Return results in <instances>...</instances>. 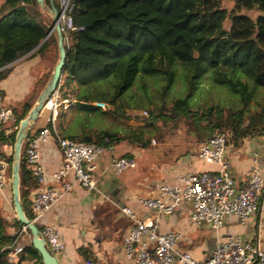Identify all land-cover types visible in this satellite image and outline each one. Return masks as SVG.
Masks as SVG:
<instances>
[{"label": "trees", "instance_id": "1", "mask_svg": "<svg viewBox=\"0 0 264 264\" xmlns=\"http://www.w3.org/2000/svg\"><path fill=\"white\" fill-rule=\"evenodd\" d=\"M222 1L71 0L77 30L68 33V42L63 40L66 61L55 119L59 135L107 148L125 141L135 149L146 150L150 139L142 128L125 134L102 129L96 134L77 135L71 127L91 120L98 110L100 116L107 115L93 103L116 107L117 100L139 79L152 77L163 82L164 95L179 77L186 82V94L169 107L162 104L158 113L151 112L152 123L189 122L196 131L202 130L200 140L225 134L228 143L237 145L243 139L264 136V0H232L231 27ZM51 6L52 0H43V6L37 0H5L0 5V82L9 75V65L26 55H41L51 44L59 54L54 32L42 42L52 27L48 15ZM253 9L259 13L255 20L238 14ZM227 21L229 30L223 29ZM202 78L236 96L239 106L224 108L218 104L194 110L190 100ZM112 81V91H97L99 83ZM37 97V90H33L13 107L16 125L28 116ZM32 128L22 144L19 163V198L28 220L33 218L31 195L40 188L26 161L29 141L41 130L33 133ZM0 138L14 144L15 133L9 138L1 134ZM0 156L9 162L10 182L13 156L1 149ZM8 191L11 194L10 184ZM22 227L15 213L4 216L0 209V264H22L24 259L41 264L30 243L20 262L7 261L17 236L12 232Z\"/></svg>", "mask_w": 264, "mask_h": 264}, {"label": "crops", "instance_id": "2", "mask_svg": "<svg viewBox=\"0 0 264 264\" xmlns=\"http://www.w3.org/2000/svg\"><path fill=\"white\" fill-rule=\"evenodd\" d=\"M48 15L51 17L50 12ZM55 36L58 46V37ZM26 56L11 63L9 75L0 82V95L4 104L11 109L31 91L38 90L48 74L52 75L59 54L51 44L41 55ZM45 86L40 89L38 97ZM44 111L46 109L39 113L31 132L46 127L49 116H44ZM202 142L198 140L189 146L186 142L153 141L146 150H140L123 141L99 156L93 173L99 193L74 185L43 218L42 222L55 225L59 230L63 244L62 251L56 254L59 264H135L125 255L123 238L129 233L132 222L121 208L129 207L139 219H150L156 214L155 211L142 207L138 198L156 197L161 185L175 184L181 174L217 171V165L198 158L197 152ZM117 157L134 158L136 165L117 174L109 167L111 159ZM41 158L49 174L59 170L63 164V155L53 141L41 145ZM224 160L237 188L246 184L256 165L264 175V136L243 139L239 145L228 143ZM68 178L72 180V175ZM53 185L60 186L59 182ZM191 214V204L180 202L172 213L159 216L158 226L162 233H180L177 249L191 253L198 261L209 259L217 243L229 237L249 240L264 250V202L244 223L235 215L227 216L218 231L206 225H195ZM17 242L26 246L30 243V234L24 233ZM23 256H26L25 252ZM22 264L40 263L35 259H24Z\"/></svg>", "mask_w": 264, "mask_h": 264}, {"label": "built area", "instance_id": "3", "mask_svg": "<svg viewBox=\"0 0 264 264\" xmlns=\"http://www.w3.org/2000/svg\"><path fill=\"white\" fill-rule=\"evenodd\" d=\"M52 4L57 6L56 27L63 40L68 42V33L77 30L73 22L74 5L71 0H52ZM59 105L58 86L43 106V110L50 111L46 127L29 141L26 148L27 164L33 178L40 184V188L31 195L33 218L30 221L38 227L48 251L55 256L62 251L63 244L57 227L42 222L45 214L58 203L64 193L71 191L74 185L99 193L93 177L96 160L112 149L61 137L55 126ZM94 106L102 110L107 108L103 102H95ZM16 123L13 110L4 105V99L0 95V135L9 138L18 129L19 125ZM8 125L10 127H7ZM48 141L55 142L63 155L62 166L51 174L46 172L41 158V145ZM10 145L9 142H2L0 138L2 152L7 153ZM227 146L225 134H213L200 144L197 156L205 163L217 165V171L181 174L175 184L161 185L156 197L138 198L137 201L142 207L155 211L156 214L150 219H139L129 207L121 208L122 213L132 222L129 233L123 238L127 259L135 264H264V250L258 244L240 237H229L217 243L209 259L198 261L191 253L177 249V243L181 239L180 233L159 231V216L172 213L183 201L192 206V222L195 225H206L213 231L221 229L229 215L237 216L244 223L256 213L259 205L264 202V175L256 165L246 184L240 188L235 187L228 172V164L224 160ZM135 165V159L127 157L112 158L109 163V167L117 174ZM8 168L7 158L0 156V195L3 196L10 184ZM70 175L72 180L68 178ZM57 182L59 187L53 185ZM24 233H27V229L23 226L16 233L13 249L6 255L8 262H20L25 246L17 240L21 239Z\"/></svg>", "mask_w": 264, "mask_h": 264}, {"label": "rangeland", "instance_id": "4", "mask_svg": "<svg viewBox=\"0 0 264 264\" xmlns=\"http://www.w3.org/2000/svg\"><path fill=\"white\" fill-rule=\"evenodd\" d=\"M5 0H0V5ZM221 8L225 9L229 16L226 20L230 21V14L235 8V4L232 0H223ZM246 13V14H245ZM238 13L245 15L252 20H255L259 13L253 9L251 11ZM229 22L223 24V29L229 30ZM55 35H57L55 33ZM57 54V53H56ZM201 83L197 89L193 91L191 96V106L194 110H202L203 108L220 105L221 107H238L239 100L236 96L232 95L228 90L213 84L209 79L202 78ZM43 85V82H42ZM42 85L37 90L39 93ZM163 82L156 80L152 77H145L142 80H137L133 87L122 97L117 100L116 107H109L107 105L105 111L107 115L100 116L98 110L91 120L85 123H79L71 127L73 133L77 135L82 134H96L100 130L117 131L120 134L130 133L134 129L142 128L147 133L146 138L150 139V144L153 141L157 143L159 141H170L174 143H188L189 146L194 144L195 141L203 138L202 130L196 131L192 124L189 122L180 121L175 124L172 120L164 122L163 120H157L154 123L151 122L150 113L159 112V108L162 104L169 107L175 99L183 97L187 92V85L185 81H182L179 77L173 83L172 87L166 94L162 95ZM113 89L112 82H102L97 85V91L110 92ZM65 103V102H64ZM66 105V103H65ZM94 105V103H93ZM50 115V111H44V116ZM41 121V119L39 120ZM70 129V130H71ZM204 141V140H200ZM13 145L11 143L10 149L7 151L8 155H13ZM0 209L4 216H13L14 210L12 207L11 194L7 190L5 195H0Z\"/></svg>", "mask_w": 264, "mask_h": 264}, {"label": "water", "instance_id": "5", "mask_svg": "<svg viewBox=\"0 0 264 264\" xmlns=\"http://www.w3.org/2000/svg\"><path fill=\"white\" fill-rule=\"evenodd\" d=\"M37 2L41 6H43V0H37ZM49 12L52 18V27L49 33L47 34L46 38L42 42H44L49 37V35L55 31L58 37L59 57L56 65L54 66L53 73L49 81L47 82L45 88L39 95L36 104L30 110L28 116L22 121H20L18 129L15 132V141L13 145L12 155L13 157L11 163L10 185L15 217L18 222H20L29 231L30 244L32 248L38 252L41 258V264H59L57 257L48 251L46 247V242L41 237L38 227L25 217L19 198V163L22 144L27 138V135L29 134L33 123L37 120L39 113L43 111L44 103L59 86L62 72L65 69L66 51L63 46V36L59 32L58 27H56V23L58 20V12L53 4Z\"/></svg>", "mask_w": 264, "mask_h": 264}]
</instances>
